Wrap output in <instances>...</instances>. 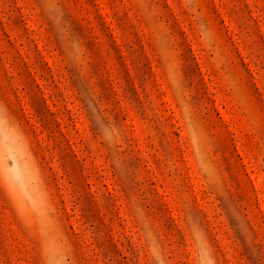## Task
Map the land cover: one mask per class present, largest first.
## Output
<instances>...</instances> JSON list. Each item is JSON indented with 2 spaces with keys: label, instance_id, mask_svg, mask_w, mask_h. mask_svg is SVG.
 I'll return each mask as SVG.
<instances>
[{
  "label": "rangeland",
  "instance_id": "1",
  "mask_svg": "<svg viewBox=\"0 0 264 264\" xmlns=\"http://www.w3.org/2000/svg\"><path fill=\"white\" fill-rule=\"evenodd\" d=\"M0 264H264V0H0Z\"/></svg>",
  "mask_w": 264,
  "mask_h": 264
}]
</instances>
